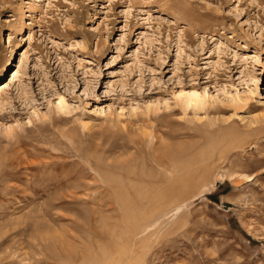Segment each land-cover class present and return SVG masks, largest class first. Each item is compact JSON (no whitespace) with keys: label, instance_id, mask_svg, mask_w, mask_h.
I'll return each instance as SVG.
<instances>
[{"label":"rangeland","instance_id":"rangeland-1","mask_svg":"<svg viewBox=\"0 0 264 264\" xmlns=\"http://www.w3.org/2000/svg\"><path fill=\"white\" fill-rule=\"evenodd\" d=\"M0 82V264H264V0H0Z\"/></svg>","mask_w":264,"mask_h":264},{"label":"bare ground","instance_id":"bare-ground-1","mask_svg":"<svg viewBox=\"0 0 264 264\" xmlns=\"http://www.w3.org/2000/svg\"><path fill=\"white\" fill-rule=\"evenodd\" d=\"M15 52V51H14ZM13 54V53H12ZM2 76V75H1ZM255 78V77H254ZM8 87V84L6 82H0V94L2 93V91ZM206 92L205 93H199L198 91L196 90H191V91H188V92H185V91H181V93L179 92V96L181 95L183 97V104L187 107L189 106H194V107H197V108H200L202 105H204V101H205V97H206ZM181 98V97H180ZM206 102V101H205ZM57 106L59 107V110L60 108H62L63 110L66 109V110H69L67 109V104H66V101H65V98L63 96H58V102H57ZM61 109V110H62ZM200 175V174H199ZM196 178V177H195ZM192 178L189 177L187 179H182V180H179V182H177L179 185L182 184H186L187 182L191 181ZM178 181V180H177ZM115 183L117 184L118 187H121V188H124V184L121 180H115ZM114 183V184H115ZM128 187L130 189H134L135 188V185H133L132 183H130L128 185ZM182 187V186H181ZM173 192V191H172ZM171 193V192H170ZM162 194V193H161ZM164 194V193H163ZM169 195V194H168ZM171 195V194H170ZM139 199V198H138ZM121 201V200H120ZM119 201V203H120ZM125 201V199L123 200ZM122 201V202H123ZM126 202V201H125ZM130 203V201H128ZM132 206V205H131ZM125 207V206H124Z\"/></svg>","mask_w":264,"mask_h":264}]
</instances>
